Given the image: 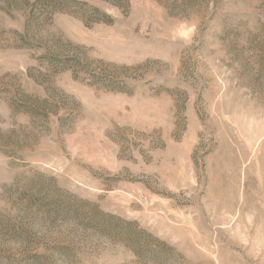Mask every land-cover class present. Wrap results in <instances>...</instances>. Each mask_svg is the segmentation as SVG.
Wrapping results in <instances>:
<instances>
[{
	"label": "rangeland",
	"instance_id": "1",
	"mask_svg": "<svg viewBox=\"0 0 264 264\" xmlns=\"http://www.w3.org/2000/svg\"><path fill=\"white\" fill-rule=\"evenodd\" d=\"M0 264H264V0H0Z\"/></svg>",
	"mask_w": 264,
	"mask_h": 264
}]
</instances>
